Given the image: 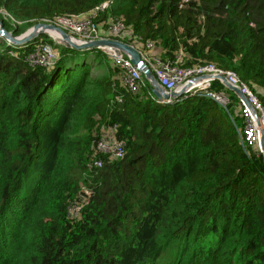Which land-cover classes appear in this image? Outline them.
I'll use <instances>...</instances> for the list:
<instances>
[{
	"label": "trees",
	"instance_id": "trees-1",
	"mask_svg": "<svg viewBox=\"0 0 264 264\" xmlns=\"http://www.w3.org/2000/svg\"><path fill=\"white\" fill-rule=\"evenodd\" d=\"M105 2L103 35L120 21L124 43L233 72L264 104V0H0V20L20 36ZM49 38L0 39V264H264V157L237 95L219 80L171 102L146 81L134 93L103 50ZM46 43L59 59L33 65ZM108 136L123 158L98 150Z\"/></svg>",
	"mask_w": 264,
	"mask_h": 264
},
{
	"label": "built area",
	"instance_id": "built-area-1",
	"mask_svg": "<svg viewBox=\"0 0 264 264\" xmlns=\"http://www.w3.org/2000/svg\"><path fill=\"white\" fill-rule=\"evenodd\" d=\"M109 7V2L103 3L96 11L87 16H62L56 18L50 24L63 29L71 37L78 40L80 43L92 42L102 39L115 37L116 39L130 38L132 32L127 30L125 25L120 21H114L109 24L105 30V35L101 31V26L96 24V18L100 11ZM15 23V22H14ZM15 24H19L16 22ZM3 35L0 29V38ZM154 47L153 42L148 41L146 44V51L140 52L142 59L147 63L153 74L156 76L159 84L167 91H180L184 85L193 79L197 80L188 89L185 95L194 96L199 91H206L209 87V81L199 80V77L204 75H220L224 76L228 83L238 88L242 94L247 98L250 106L246 105L241 99L239 108L242 116L245 119V141L253 146L263 155L262 138L264 136V104L258 96L249 88L248 85L240 81V79L233 72L218 69L214 65H206L197 69H183L174 64H164L159 59L151 57L149 52ZM108 54L112 56L117 63L127 72L126 83L129 89L136 93L145 85V77L141 70L134 66L130 59L122 52L109 50ZM59 59V54L51 44H43L37 46L30 55V60L33 65L51 68ZM216 80V79H214ZM220 81V80H219ZM221 82V81H220ZM222 83V82H221ZM207 95L224 106L228 104V99L215 93L207 92ZM171 102V101H167ZM98 150L113 158L120 159L124 157L125 150L123 143L117 142L113 137L108 136L103 138L98 143ZM101 162L97 161L96 165L101 166ZM78 208L71 211L72 215L78 214Z\"/></svg>",
	"mask_w": 264,
	"mask_h": 264
},
{
	"label": "water",
	"instance_id": "water-1",
	"mask_svg": "<svg viewBox=\"0 0 264 264\" xmlns=\"http://www.w3.org/2000/svg\"><path fill=\"white\" fill-rule=\"evenodd\" d=\"M0 28L1 33L4 35L5 39L9 42L13 43L16 46H23L29 44L30 42L39 38L42 34H47V31H55L61 35L62 39L67 42V44H62L66 48L75 49V50H90V49H100V50H114L116 52L124 53L132 62V64L138 67L141 72L144 74L146 80L150 84L153 93L155 96L163 101H171L176 98H180L186 94L188 89L192 86V84L197 80L193 79L188 82L180 91L167 92L158 82L157 78L153 74L152 70L148 67L147 63L142 59L140 52L134 47L127 43L110 40V39H102L96 40L92 42L80 43L76 39L72 38L69 34H67L63 29L57 27L52 24L47 23H38L34 25L30 30L21 36L15 37L13 33L9 32L4 23L0 20ZM61 44V43H60ZM220 80L229 90L233 91L239 99L246 103V105L250 106L247 98L242 94V92L228 83L227 79L224 76L220 75H204L199 77V80ZM262 150L264 156V136L262 138Z\"/></svg>",
	"mask_w": 264,
	"mask_h": 264
},
{
	"label": "clouds",
	"instance_id": "clouds-1",
	"mask_svg": "<svg viewBox=\"0 0 264 264\" xmlns=\"http://www.w3.org/2000/svg\"><path fill=\"white\" fill-rule=\"evenodd\" d=\"M47 24H50V23H47ZM1 29V28H0ZM9 32H11V31H9ZM11 33H13V32H11ZM14 34V33H13ZM68 34V33H67ZM3 35V34H2ZM47 35V34H46ZM49 35V34H48ZM14 36H15V34H14ZM21 36V35H20ZM50 36V35H49ZM15 37H18V36H15ZM51 37V36H50ZM73 38V37H72ZM0 39H3V40H5L6 42H7V44L9 45V46H13V47H16V48H18V47H21V46H16V45H14L13 43H11V42H9L7 39H5V37H4V35H3V37L2 38H0ZM110 40H117V41H121L120 39H116V38H112V39H110ZM56 41V40H55ZM78 41V40H77ZM57 42V41H56ZM121 42H123V41H121ZM58 43V42H57ZM56 43V44H57ZM49 44V43H48ZM58 44H60V43H58ZM24 46V45H23ZM131 46H133V45H131ZM53 47H54V45H53ZM65 47V46H64ZM135 47V46H134ZM55 48V47H54ZM110 50V49H109ZM109 50H107V51H105V50H103L105 53H107L108 54V51ZM138 50V49H137ZM114 51V50H113ZM139 51V50H138ZM140 52V51H139ZM141 54V53H140ZM109 55V54H108ZM149 67V66H148ZM144 75V74H143ZM145 77V76H144ZM156 77V76H155ZM145 80H146V78H145ZM146 82H148L147 80H146ZM238 97V96H237ZM264 157V156H263Z\"/></svg>",
	"mask_w": 264,
	"mask_h": 264
},
{
	"label": "bare ground",
	"instance_id": "bare-ground-1",
	"mask_svg": "<svg viewBox=\"0 0 264 264\" xmlns=\"http://www.w3.org/2000/svg\"><path fill=\"white\" fill-rule=\"evenodd\" d=\"M47 33L54 39L56 40L58 43H61V44H67V42H65L61 35L58 34L57 32L55 31H47Z\"/></svg>",
	"mask_w": 264,
	"mask_h": 264
},
{
	"label": "rangeland",
	"instance_id": "rangeland-1",
	"mask_svg": "<svg viewBox=\"0 0 264 264\" xmlns=\"http://www.w3.org/2000/svg\"><path fill=\"white\" fill-rule=\"evenodd\" d=\"M31 28H32V27H31ZM31 28L27 29V31L30 30ZM27 31H26V32H27ZM26 32H25V33H26ZM23 34H24V33H23ZM48 37H50V36L48 35ZM50 38L55 42V44L57 43L52 37H50ZM50 38H49V39H50ZM56 45L59 46V49L61 48V46H63L62 44H58V43H57Z\"/></svg>",
	"mask_w": 264,
	"mask_h": 264
}]
</instances>
